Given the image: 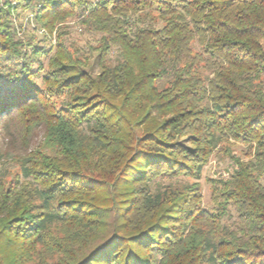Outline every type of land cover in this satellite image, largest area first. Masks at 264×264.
Masks as SVG:
<instances>
[{"label": "trees", "instance_id": "obj_1", "mask_svg": "<svg viewBox=\"0 0 264 264\" xmlns=\"http://www.w3.org/2000/svg\"><path fill=\"white\" fill-rule=\"evenodd\" d=\"M0 264H264V0H0Z\"/></svg>", "mask_w": 264, "mask_h": 264}, {"label": "rangeland", "instance_id": "obj_2", "mask_svg": "<svg viewBox=\"0 0 264 264\" xmlns=\"http://www.w3.org/2000/svg\"><path fill=\"white\" fill-rule=\"evenodd\" d=\"M28 16L26 17V19ZM25 19V20H26ZM27 20L25 21V24ZM65 26V40L68 44H73L74 46L82 47L85 46L89 41H93L95 38L100 37L99 35L94 36L86 33L81 24L78 23L77 20L69 19L64 24ZM55 35V34H54ZM42 33L39 34L38 39H43ZM54 38V43H55ZM207 75L211 74V70L206 71ZM43 136V132L38 133L37 141L41 140ZM235 150L238 153L244 150V146L242 145H235ZM232 162L229 158L224 157L219 152H216L213 157L211 158L210 163L202 172L201 177V188L204 195L203 205L205 208H212L213 202L211 200L212 190H211V180L219 179L221 177L226 178L229 176L230 172H232ZM233 222V221H231Z\"/></svg>", "mask_w": 264, "mask_h": 264}]
</instances>
